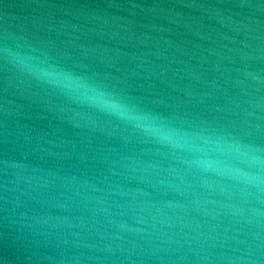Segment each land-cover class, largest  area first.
<instances>
[{
    "label": "water",
    "instance_id": "95a60500",
    "mask_svg": "<svg viewBox=\"0 0 264 264\" xmlns=\"http://www.w3.org/2000/svg\"><path fill=\"white\" fill-rule=\"evenodd\" d=\"M0 34L264 228V0H0Z\"/></svg>",
    "mask_w": 264,
    "mask_h": 264
},
{
    "label": "clouds",
    "instance_id": "9594fccd",
    "mask_svg": "<svg viewBox=\"0 0 264 264\" xmlns=\"http://www.w3.org/2000/svg\"><path fill=\"white\" fill-rule=\"evenodd\" d=\"M109 106L112 107L113 109H116L117 111L119 110V106L118 105L113 104V105H109Z\"/></svg>",
    "mask_w": 264,
    "mask_h": 264
}]
</instances>
